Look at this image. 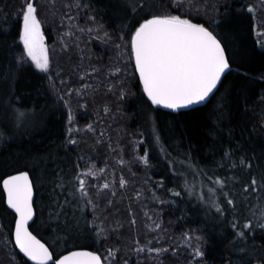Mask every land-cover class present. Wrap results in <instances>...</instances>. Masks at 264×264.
I'll list each match as a JSON object with an SVG mask.
<instances>
[{"label": "snow or ice", "instance_id": "snow-or-ice-1", "mask_svg": "<svg viewBox=\"0 0 264 264\" xmlns=\"http://www.w3.org/2000/svg\"><path fill=\"white\" fill-rule=\"evenodd\" d=\"M44 8L46 17L58 21L53 44H59L61 52L71 53L74 48L79 62L71 65L68 76L63 68L53 72L46 21L41 19L38 0H21L14 29L0 21V145L32 144L49 117L59 112L63 118L67 111L64 147L78 145L77 134L91 132L95 145L107 137L108 155L104 166L97 167V160L82 154L68 162L51 151H28L23 163L0 170V200L14 213L7 225L0 223V250L11 248L9 264H27L25 257L34 264H115L120 245L113 247L106 241L113 234L122 239L126 223L132 233L125 239L128 258L122 264H132V256L136 264H165L164 254L178 255L180 246L187 249V264H209L206 245L209 234L217 230V236L227 240L222 249L224 264H264V144L257 151L252 135L259 133L264 139V88L258 93L251 90L252 83H264V64L258 76L243 71L247 53L231 24L235 18H250V34L264 51V0H102L97 7H92V0H67L61 9L49 0ZM93 42L112 52L104 70V87L106 93L116 96V113L129 96L141 106L145 131L140 132L139 140L133 138L130 159L124 158L119 141L113 145L104 128L96 132L95 125L104 123L99 114L82 128L75 126L70 107L73 94L83 100L99 87L88 81H95L101 66H84L85 59H92L89 45ZM230 71L240 77L239 84L225 82ZM73 75L84 83L66 87ZM133 82L138 92L130 91ZM253 95L255 103L250 104ZM214 96L205 140L195 143L191 137L175 133L173 125L168 128L169 142H164L165 129L155 114L156 106L176 113L203 105ZM232 102L240 105L242 116L251 112L257 119L221 127L226 114L227 123H232ZM103 112H111L108 104L103 105ZM146 136L151 143L139 154L136 146ZM153 149H158V163L166 171L156 181L143 180L133 201L127 191L135 180L121 171L117 183L116 168L109 160L127 167L134 177L133 165L153 167ZM169 180L173 183L166 189L170 196L161 198L158 190H164ZM142 197L157 207L150 211L146 204L141 205L145 231L140 233L132 204ZM124 200H128L127 222L117 207ZM189 203L196 206L195 212L188 208ZM166 208L179 209L178 220L200 216L199 223L179 234L176 246L164 229ZM242 212L246 213L243 220ZM36 216L47 226L50 243L34 234L30 221L35 223ZM153 243L159 246L153 247ZM16 249L23 254L19 260Z\"/></svg>", "mask_w": 264, "mask_h": 264}, {"label": "trees", "instance_id": "trees-1", "mask_svg": "<svg viewBox=\"0 0 264 264\" xmlns=\"http://www.w3.org/2000/svg\"><path fill=\"white\" fill-rule=\"evenodd\" d=\"M41 4V19L45 20V29H46V42L52 50V70L56 72L58 68L64 69V75L68 76L71 71V65L79 62V57L76 54V50L73 48L71 53L69 52H61L59 44H53L57 39L56 31L53 29L58 28V21H53L51 17L45 16V8L44 5L49 3V0H38ZM67 2V0H54V7L56 9H61L62 4ZM87 2V0H86ZM102 5V0H92V7H97ZM21 6V0H0V21H6V23L14 29L17 26L18 17L16 16L17 10ZM99 14L97 15V19H99ZM107 19V17H105ZM84 23L83 19L80 21ZM232 26L238 30L239 39L242 47L247 53V57L243 61L244 68L243 71L251 72L253 75H259L258 69L261 64H264V51H261L258 46L255 45L253 37L250 34V18H244L243 20L239 18L233 19L231 22ZM62 30V29H61ZM15 33L13 32V35ZM92 51V59L89 61L85 59L84 66L88 65H99L101 66V71L96 74V80H89V83H93L94 87L96 84H99L98 89L95 91L94 95H89L85 97L83 100L77 98L75 94H73V100L71 102L75 104V121L81 126L82 124H88L90 121H95L97 118V114H99L100 118L104 121L103 125L97 123L95 125L96 132L99 133L101 128H104L106 133L111 137L113 145L119 141L120 145L124 147L125 157L126 159H130L133 156V138L139 140V134L141 131H145L143 126V121L140 118V110L141 106L139 101H137L134 97L129 96L122 105V110L120 113H116V108L118 107L116 96L111 93H106V89L104 87V75L105 69L109 64L110 57L112 56V52L110 50L103 49L99 43L93 42L89 45ZM87 56V53L85 54ZM235 68V65H234ZM119 79V77H117ZM71 83L69 85L79 86L84 83V80L73 75L71 77ZM235 82L237 84L240 83V77L235 73L230 71L228 75L225 77V82ZM260 88H264V83L259 81L252 83L251 90L258 93ZM130 91L138 92V88L133 86L130 88ZM43 103V100L40 101ZM81 103H86L87 107H80ZM216 103V97H212L204 106L197 107L188 111L181 112H166L160 110L156 107V115L159 118L160 125L163 129H165L164 142L167 144L169 142L168 128L174 125L173 131L179 135L189 136L193 139V142L200 143L206 139V128L209 125L208 116L210 115V109ZM255 103V95L252 96L250 100V104ZM108 104L111 108V112L105 114L103 112V105ZM231 118L232 123H227V114L225 123L222 124L221 127L227 129L229 127H233L240 122L241 124L254 121L257 117L249 112L248 115L242 116L239 108L240 105L236 102H232L231 104ZM113 113H116L113 116ZM67 120V111H65L63 118L59 112L54 113L47 120V126L44 128L42 132L37 135L36 140L32 144H18V143H10L6 145H0V170H7L9 167H16L19 164L24 162V153L28 151L39 152L41 154L47 153L51 151L55 155L61 158H65L68 162H71L76 155L82 154L85 157H92L93 160L102 161L105 156L108 155V146H107V137H105V142L99 145H95V136L91 132H85L84 136H79L77 134V138L79 140L78 145H69L64 147L61 143L65 139V121ZM249 129H251L252 125H247ZM150 130V126H149ZM227 133H225V136ZM236 138L239 139L240 131L239 128H236L235 132ZM256 140L254 143L257 146V151L259 150V145L264 144V139H261L259 133H252ZM175 139V136L171 137ZM151 143V138L146 136L144 142L136 146L139 154H143L144 147ZM119 150H117L118 152ZM158 149H153L150 154V162L153 165L152 168H145L142 165H133L132 171L135 173V176H131L128 172L127 167L114 165L112 167L116 168V180L118 183L120 172L123 171L124 176L127 179L135 180L134 184H131L128 188L127 195L135 201V196L133 193L140 187L141 183L145 179H149L150 181H156L160 178L161 175L166 171V166L158 163L157 156ZM249 155H251V149H249ZM264 164V161H261ZM113 165V164H112ZM67 168V164L63 165ZM51 167V165H49ZM111 178V177H110ZM178 183V182H177ZM173 183L169 180L166 183L164 190H158V195L161 198H168L170 196L167 193L166 189L168 187H172ZM50 187V186H49ZM147 189V185L144 186ZM153 187H155V183H153ZM147 196H151V193H146ZM0 197H2V191H0ZM45 199H47V194H45ZM128 200H124L119 203L117 207L120 209V217L127 222L130 219L127 211ZM146 204L149 210L155 209L157 204L153 201L146 200L144 197L141 198L139 203H133L132 207L136 214L137 218V230L140 233L145 231L144 229V217L143 210L141 205ZM188 208L192 209L194 212L196 210V206L189 203ZM112 211L111 209L108 210ZM179 209L166 208L162 219L164 229L167 230V234L173 237V246L179 244V240L177 237L182 231L188 227L194 226V223L200 222V216L197 214L195 216V220L189 217L186 219H177L179 216ZM246 213H241V220L245 218ZM13 213L7 209L5 204L0 200V223L5 225L11 220ZM45 218L47 217V209L44 211ZM171 222V223H170ZM32 228L35 229L34 234L39 233V238L43 237L46 243H50L51 237L49 236V232L46 230L47 226L40 220L39 216H36L35 223L32 222ZM219 230H217L218 232ZM217 232H212L209 234L210 243L206 245L207 254L205 260L209 262V264H224V259L226 254L222 251L224 244L227 243V240H221L217 236ZM132 233V229L125 224V228L122 232V239H117L116 235L113 234L111 241H106L110 246L115 247L116 245H120V251L117 254V259L115 264H122L123 259L128 258V253L125 250L124 244L125 239L128 238ZM231 230L229 229L228 238H231ZM154 235V233H153ZM259 238V234H258ZM3 237L0 236V240ZM141 243H144L143 237L140 240ZM168 243V240L164 241ZM132 245L129 244V247ZM153 247L159 246L153 243ZM95 247V245H93ZM11 248L8 251L0 250V264H9V253ZM16 251V250H15ZM17 259L19 260L22 257L17 251ZM165 261V264H187L189 260V255L187 249L183 246L178 248V255H173L171 252L165 253L162 257ZM27 264H30L27 260H25ZM132 264H136L135 256H132Z\"/></svg>", "mask_w": 264, "mask_h": 264}, {"label": "rangeland", "instance_id": "rangeland-1", "mask_svg": "<svg viewBox=\"0 0 264 264\" xmlns=\"http://www.w3.org/2000/svg\"><path fill=\"white\" fill-rule=\"evenodd\" d=\"M261 19H264V18H261ZM261 39H264V37H261ZM51 50V49H50ZM52 50H51V52H50V55H51V61H52V63H53V59H52ZM89 66V65H88ZM87 66V67H88ZM77 76V75H76ZM78 77V76H77ZM95 80H96V78H95ZM72 84V83H71ZM66 87H72V85H67ZM72 100H73V96H72V98H71V102H72ZM70 107H71V111H72V113H73V115L75 116V111H76V106H75V104L74 103H72V104H70ZM85 124H82L81 126H79L77 123H76V121H75V126H78V127H83ZM84 136L85 134H83V133H81L79 136ZM92 158V157H91ZM93 159V158H92ZM126 159V158H125ZM104 164H105V159H103L102 161H97V167H103L104 166ZM109 164H110V166H114V165H117V166H119L118 164H117V162L115 161V160H109ZM113 164V165H112ZM83 166V165H82ZM110 178V177H109ZM93 182H95V181H93ZM101 183H103V180H101L100 181Z\"/></svg>", "mask_w": 264, "mask_h": 264}, {"label": "water", "instance_id": "water-1", "mask_svg": "<svg viewBox=\"0 0 264 264\" xmlns=\"http://www.w3.org/2000/svg\"><path fill=\"white\" fill-rule=\"evenodd\" d=\"M201 106H204V104L203 105H194V106H190V110L191 109H194V108H197V107H201ZM158 108H160L161 110H163V111H167V112H172V110H168V109H164L162 106H157ZM180 111H188V110H179L178 112H180ZM5 206H6V204H5ZM7 207V206H6ZM9 211H11L12 212V210H10V209H8ZM13 213V212H12ZM13 215H14V213H13ZM30 224H32V221H30ZM39 238V237H38ZM16 251L19 253V250L18 249H16ZM21 256H23V254L22 253H19ZM25 260H27V258L25 257L24 258ZM28 261V260H27ZM30 264H34V262H31V261H28Z\"/></svg>", "mask_w": 264, "mask_h": 264}, {"label": "bare ground", "instance_id": "bare-ground-1", "mask_svg": "<svg viewBox=\"0 0 264 264\" xmlns=\"http://www.w3.org/2000/svg\"><path fill=\"white\" fill-rule=\"evenodd\" d=\"M208 101H209V100H208ZM208 101H207V102H208ZM207 102H206V103H207ZM206 103H205V104H206ZM205 104H204V105H205ZM156 107H157V106H156ZM157 108H158V107H157ZM159 109H160V108H159ZM160 110H161V109H160ZM166 112H167V111H166ZM180 112H181V111H180Z\"/></svg>", "mask_w": 264, "mask_h": 264}]
</instances>
